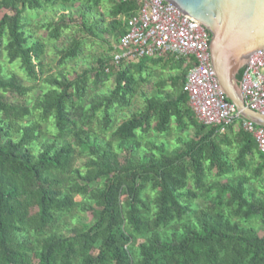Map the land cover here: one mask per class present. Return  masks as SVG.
<instances>
[{"label": "trees", "instance_id": "1", "mask_svg": "<svg viewBox=\"0 0 264 264\" xmlns=\"http://www.w3.org/2000/svg\"><path fill=\"white\" fill-rule=\"evenodd\" d=\"M106 1L103 32L119 38L141 4ZM102 3L0 0V46L32 83L0 68V264H264V231L257 228H264V154L235 123L220 134L196 118L184 91L192 58L144 57L117 69L107 55L74 77L45 75L46 45L27 33L25 14L77 7L83 28L96 35L101 20L90 26L86 18ZM72 21L62 14L40 27L58 40ZM80 52L72 40L57 51L59 65ZM159 64L176 72L155 82L152 94L142 92L143 106L118 123ZM110 78L113 88L89 98L91 83ZM40 82L46 90L32 107L7 97L25 98ZM48 122L55 134L38 144ZM95 122L109 139L95 133ZM172 130L188 136L171 149L143 141L150 131ZM75 158L83 159L81 168ZM74 212L92 218L59 228Z\"/></svg>", "mask_w": 264, "mask_h": 264}, {"label": "built area", "instance_id": "2", "mask_svg": "<svg viewBox=\"0 0 264 264\" xmlns=\"http://www.w3.org/2000/svg\"><path fill=\"white\" fill-rule=\"evenodd\" d=\"M138 1L140 10L130 17L127 32L115 45L113 67L120 69L144 57L192 58L184 91L196 118L204 125L217 127L220 134L241 119V127L253 135L264 154V126L241 117L221 89L211 65V34L207 28L165 0ZM240 88L246 108L264 115V49L250 56Z\"/></svg>", "mask_w": 264, "mask_h": 264}, {"label": "rangeland", "instance_id": "3", "mask_svg": "<svg viewBox=\"0 0 264 264\" xmlns=\"http://www.w3.org/2000/svg\"><path fill=\"white\" fill-rule=\"evenodd\" d=\"M109 8V4L106 0H103V3L99 9L92 10L87 13V25L93 26L95 24V20H101L98 28L94 29L96 35L88 33L82 26L81 22L83 20L81 14H83L84 10H79V8L72 9H63L60 5L57 6H47L42 10H33L32 12H27L25 14V22H26V31L30 34L34 39H39L43 41L46 45V54L44 56V71L45 75L47 74H59L64 73L69 77H74L77 74L83 72L84 69L91 68L96 65L97 59L112 55L115 50V45L118 40L117 32L113 34H107L103 32L106 29L109 21V17L107 15V9ZM62 14L66 16L71 15L73 21L70 23V28L65 30L62 34V37L58 40H51L48 36V32L45 28L40 27L41 24L45 22H49L52 19L59 18ZM102 31V32H101ZM6 40V39H5ZM72 40H76L81 43V52L80 54L66 62L64 65H59L58 59L59 55L57 51L63 48H68L71 46ZM4 46H0V68L2 69L3 75H18L23 78V82L25 85H31L32 83L25 77V73L21 70L19 66V62L16 61L14 63H9L6 58L4 52ZM151 66V65H150ZM151 76L148 77L149 81L142 84L139 88L137 95L132 100V105L130 110L125 109L123 113L119 112L117 117V122H120V119L124 115H129L130 112L139 110L143 104L144 99L142 97V92L147 94H152L154 92V84L160 78H167L169 75L174 74L176 72L175 69H171L170 66H162V64L151 66L150 67ZM44 75V76H45ZM138 78V76L136 75ZM114 81L113 78L105 81L104 83L94 85L91 83V88L89 90V98L94 97L97 94L106 93L109 89L113 88ZM46 90L45 85L40 82L33 91L28 93L25 98H21L18 96H13L8 94L7 97L9 100L14 102L25 103L26 105L32 107L37 98ZM37 113V112H36ZM34 113L31 116L32 121H36L38 119V114ZM121 113V114H120ZM242 120L238 119L235 122V127H241ZM43 126L48 127L45 132V138H40L38 144H41L46 138H53L55 134V129L51 125V122L43 123ZM96 134L101 135V137L109 139V132L103 134L100 132L99 125L97 122L93 125ZM187 137V134L177 133L175 130H172L167 136H155L153 131L148 132L147 135H144L143 141H147L148 139H154L158 143L161 141H165L169 148H173L177 145V139L180 137ZM83 165V159L75 158L73 160V166L77 168H81ZM92 218L91 212H74L62 219H59V228H68L79 227L82 222H88ZM255 224V223H254ZM258 230L263 233L264 228L257 225Z\"/></svg>", "mask_w": 264, "mask_h": 264}, {"label": "water", "instance_id": "4", "mask_svg": "<svg viewBox=\"0 0 264 264\" xmlns=\"http://www.w3.org/2000/svg\"><path fill=\"white\" fill-rule=\"evenodd\" d=\"M165 1L207 28L211 34V65L223 93L241 117L264 126V115L246 108L240 88L250 56L264 49V0Z\"/></svg>", "mask_w": 264, "mask_h": 264}]
</instances>
